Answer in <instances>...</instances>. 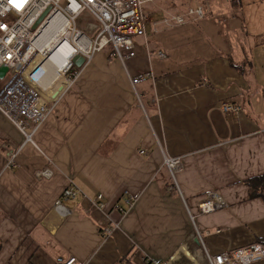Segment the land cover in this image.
I'll return each mask as SVG.
<instances>
[{
	"label": "crops",
	"instance_id": "crops-1",
	"mask_svg": "<svg viewBox=\"0 0 264 264\" xmlns=\"http://www.w3.org/2000/svg\"><path fill=\"white\" fill-rule=\"evenodd\" d=\"M181 1L173 10L186 8ZM157 2L145 6L148 46L136 43L124 63L111 45L99 51L12 169L6 161L24 136L0 112V264L70 254L80 264H204L206 250L264 240V197H251L247 183L264 175V0H210L204 18L175 26L155 18ZM140 73L152 77L134 88L130 77ZM28 74L44 88L53 80L51 95L66 86L42 56ZM226 102L241 111L225 112ZM164 153L183 158L180 190ZM44 167L53 174L38 179ZM70 182L82 193L62 217L53 206ZM213 190L227 206L202 213ZM99 194L103 211L91 202ZM112 220L119 228L102 236Z\"/></svg>",
	"mask_w": 264,
	"mask_h": 264
},
{
	"label": "built area",
	"instance_id": "built-area-1",
	"mask_svg": "<svg viewBox=\"0 0 264 264\" xmlns=\"http://www.w3.org/2000/svg\"><path fill=\"white\" fill-rule=\"evenodd\" d=\"M190 1L192 3L181 13L171 14L160 23L175 26L204 18L210 0ZM155 2L157 0H24L22 6L17 7L11 0H0V68H8L5 77L0 79V112L24 136L23 143L10 152L4 169H12L18 164V156L25 144L37 146L35 133L54 113L62 94L75 83L82 70L99 51L111 45L124 63L135 55L136 43L148 46L149 17L145 6ZM46 10L48 13L45 18L34 28L35 22ZM80 19L84 21L83 27L80 26ZM48 27L53 28L52 35L48 39H42L41 36ZM52 39L56 40V43L68 42L71 46L70 54L61 69L66 86L55 95L48 93L50 89L58 87L53 80L44 88L42 83L28 74L31 62L39 53H45V47L50 46L49 50L57 48ZM77 55L84 57L81 66L73 61ZM161 56L164 55L161 53ZM149 77H152L151 73H140L131 76L130 81L136 88L138 83ZM221 107L225 112L241 111L239 105L231 102L223 103ZM140 153L145 154L146 151L141 149ZM163 165L170 173L173 187L180 190L178 174L184 167L183 158L164 153ZM52 174L50 167L35 171L38 179L50 177ZM79 193H82V190L70 182L55 201L53 209L62 217L70 216L72 210L66 202L77 197ZM91 202L96 209L103 211L105 203L102 194ZM127 203V207H118L123 216L133 205V198L129 197ZM226 206L224 197L215 190L207 192L199 204L202 213H211ZM188 212L194 221V216L189 210ZM1 214L0 206V216ZM110 222V225L99 227V232L104 237L112 235L119 228L118 221ZM195 229L196 237L202 241L200 232L196 227ZM205 258L207 262L204 264H248L264 258V242H256L213 256L206 250ZM54 264L80 263L70 254Z\"/></svg>",
	"mask_w": 264,
	"mask_h": 264
},
{
	"label": "bare ground",
	"instance_id": "bare-ground-1",
	"mask_svg": "<svg viewBox=\"0 0 264 264\" xmlns=\"http://www.w3.org/2000/svg\"><path fill=\"white\" fill-rule=\"evenodd\" d=\"M49 32L52 33L51 27H48L46 29V31L42 34L41 38L46 39L48 37L47 35L49 34ZM51 33L49 35H52ZM52 43L53 44L56 43V40H53ZM56 45H57V48L54 47L52 50H49L50 46L45 47L44 48L45 53H39L36 57L43 56L49 62L50 66L52 67L53 74L55 75V77L63 78L61 69H62L64 62L66 61V58L70 54L71 46L68 42H61V43L59 42V43H56Z\"/></svg>",
	"mask_w": 264,
	"mask_h": 264
},
{
	"label": "rangeland",
	"instance_id": "rangeland-1",
	"mask_svg": "<svg viewBox=\"0 0 264 264\" xmlns=\"http://www.w3.org/2000/svg\"><path fill=\"white\" fill-rule=\"evenodd\" d=\"M158 2H157V4H159V8L156 6L155 8H152V10H153V12L155 13L154 15H155V18H157V19H161V20H163L164 18H166V17H169L171 14H177V13H181L182 12V10H173L174 9V7L173 6H175V7H178V5H179V2H182L181 0H157ZM187 4H186V6H189L192 2L190 1V0H184ZM171 5V7L169 6V5ZM146 12H147V9H146ZM79 23H80V26L81 27H83L84 26V21H83V19H80L79 20ZM161 24H163V26H170V25H172V24H165V23H161ZM158 26V25H157ZM159 27V26H158ZM52 28V27H51ZM52 31H53V28H52ZM51 32H49V34H50ZM47 35L48 37H47V39L49 38V36L50 35ZM43 57V56H42ZM79 77V76H78ZM73 85V84H72ZM71 85V86H72ZM170 178H171V176H170ZM225 199V198H224Z\"/></svg>",
	"mask_w": 264,
	"mask_h": 264
},
{
	"label": "trees",
	"instance_id": "trees-1",
	"mask_svg": "<svg viewBox=\"0 0 264 264\" xmlns=\"http://www.w3.org/2000/svg\"><path fill=\"white\" fill-rule=\"evenodd\" d=\"M234 4H237V0H231ZM183 5V4H181ZM247 183L250 186V196L257 197L263 196L264 197V175L256 176L247 180ZM264 242V240L262 241Z\"/></svg>",
	"mask_w": 264,
	"mask_h": 264
},
{
	"label": "water",
	"instance_id": "water-1",
	"mask_svg": "<svg viewBox=\"0 0 264 264\" xmlns=\"http://www.w3.org/2000/svg\"><path fill=\"white\" fill-rule=\"evenodd\" d=\"M48 13V10H46L39 18L38 20L35 22L34 24V28H37L39 26V24L43 21V19L45 18L46 14ZM73 61L76 63V65L81 66L82 63L84 62V57L77 55L73 58ZM8 68L6 66H2L0 68V79H3L6 75ZM198 241V240H197Z\"/></svg>",
	"mask_w": 264,
	"mask_h": 264
},
{
	"label": "snow or ice",
	"instance_id": "snow-or-ice-1",
	"mask_svg": "<svg viewBox=\"0 0 264 264\" xmlns=\"http://www.w3.org/2000/svg\"><path fill=\"white\" fill-rule=\"evenodd\" d=\"M11 2H12L14 5H16L17 7H21L22 4H23V2H24V0H20L19 3L17 2V0H11Z\"/></svg>",
	"mask_w": 264,
	"mask_h": 264
}]
</instances>
